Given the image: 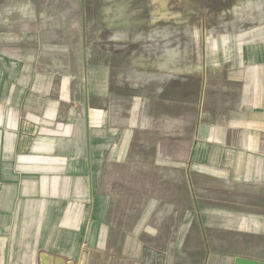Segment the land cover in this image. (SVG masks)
<instances>
[{
    "label": "rangeland",
    "instance_id": "1",
    "mask_svg": "<svg viewBox=\"0 0 264 264\" xmlns=\"http://www.w3.org/2000/svg\"><path fill=\"white\" fill-rule=\"evenodd\" d=\"M57 89L69 99L67 84L0 66V99L21 105L22 113L50 112ZM70 97L72 133L88 129L89 147L73 151V162L86 163L89 156L94 163V195L105 201L103 224L116 242L126 236L127 243L139 241L144 264H208L211 210L243 211L250 204L243 187L228 186L216 152L242 144L245 124L264 122V26L238 50L146 105L71 85ZM60 108L65 113L67 106ZM253 139L264 145V136ZM216 167L219 174H212Z\"/></svg>",
    "mask_w": 264,
    "mask_h": 264
},
{
    "label": "crops",
    "instance_id": "2",
    "mask_svg": "<svg viewBox=\"0 0 264 264\" xmlns=\"http://www.w3.org/2000/svg\"><path fill=\"white\" fill-rule=\"evenodd\" d=\"M60 91L52 90L53 106L45 114L22 113L10 98L0 99V264H144L139 241L127 243L126 236L116 242L103 224L107 209L94 195V163L89 156L86 163L72 158L89 151L88 129L73 135L70 85L68 100ZM254 123L245 124L242 144L217 148L228 186L243 187L250 204L243 211L211 210L208 264L238 258L264 264V145L251 140L264 136V122Z\"/></svg>",
    "mask_w": 264,
    "mask_h": 264
},
{
    "label": "water",
    "instance_id": "3",
    "mask_svg": "<svg viewBox=\"0 0 264 264\" xmlns=\"http://www.w3.org/2000/svg\"><path fill=\"white\" fill-rule=\"evenodd\" d=\"M263 26L264 0H0V66L146 105Z\"/></svg>",
    "mask_w": 264,
    "mask_h": 264
}]
</instances>
